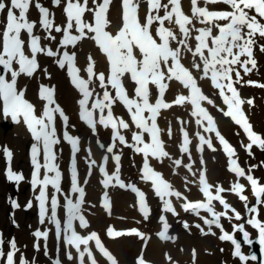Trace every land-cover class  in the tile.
Returning a JSON list of instances; mask_svg holds the SVG:
<instances>
[{"label":"snow or ice","instance_id":"snow-or-ice-1","mask_svg":"<svg viewBox=\"0 0 264 264\" xmlns=\"http://www.w3.org/2000/svg\"><path fill=\"white\" fill-rule=\"evenodd\" d=\"M62 0H54L57 6L61 5ZM33 0H0V13H6V22L0 37H2V47H0V65L3 66L5 73H10L11 79H6L5 75H0V99L3 101V112L10 115L11 119L17 123L23 121L31 133L35 143L31 146L32 164L34 165L32 184L40 186L39 201L41 223L44 222L48 214L46 189L52 185L57 192L60 191L61 173L56 164V152L54 146L60 141L56 136V128L54 125L55 113L59 112L64 121L67 122L68 117L64 115L59 105L55 104L54 89L41 86L39 96L47 102L42 115H36L34 106L24 99V91L17 89V78L22 74L28 77L39 68L37 54L44 53L49 57L57 56L58 53L51 48L41 45V37L34 34L35 22H30L27 17ZM190 0V15L186 14L181 5V0H145L143 5L144 15L141 16V0H120V23L113 34L109 31V11L113 5V0H92L90 6L89 0H66L64 12L67 21L66 28H54V22L50 19V11L37 3L35 7L40 13V26L49 33L48 38L55 40L56 37L51 35L53 29L56 32H63V38L59 41L62 48L69 45L76 46L79 41L85 38L95 42L98 48L106 56V60L110 66V74L106 78L104 73L98 74L99 84L104 88L103 99L96 101L89 108V99L93 96V92L89 90V83L97 73L94 70L95 62L92 57H88V67L86 69L88 79H84L79 74V69L75 66V53L63 52V58L58 59L57 63L61 68L68 66V71L72 79L73 85L82 93L83 98L79 100L81 106L80 117L92 128L95 129L97 124L103 125L105 128L112 130L113 144L107 148L108 153H113V149L118 141L120 144H127L125 136L121 134L120 129H129L130 125L123 119L113 116L112 105L117 101L122 102L131 114V121L134 123L137 132L132 135L133 144H128L129 148H134L137 153H142L143 176L145 181H152L156 195L164 200V210L176 215L170 200L165 197L175 196L181 197L178 191H172L171 185L168 184L159 173L155 172L149 164V158L154 157L162 160L168 157L165 151L163 141L160 138L161 129L157 124V117L161 115L162 109H170L173 105L190 104L193 108L192 115L197 117L196 123L205 128L206 132H216L223 150L230 160V170L238 177H244L245 171L238 165L237 159H234L235 150L232 146L216 131L214 127V119L208 113L207 109L202 106V102L207 101L212 104L213 101L204 95L198 87L197 79L192 71L185 67L181 62V50L191 53L194 59L192 68L202 71L201 79L209 78L213 86L219 90V95L223 98V102L227 105V111L221 109L224 115L230 117L235 124L241 126L246 133L250 143L246 145L249 152L253 145L264 150V138L252 130V125L245 116L242 105L246 101L242 100L234 86L233 74L242 80L239 69L244 73H250L257 66L254 58L253 48L256 40L264 39V23L260 18H264V0ZM223 4L229 6L230 10H210L209 5ZM19 10V14L15 10ZM254 12L255 14H251ZM89 14L92 22H88L85 14ZM163 13V14H162ZM199 22L202 27H196L195 22ZM166 22L177 27L174 31L170 27H166ZM75 29L78 34H72ZM213 29L217 30L214 34ZM194 30V31H193ZM22 31H26L30 38V54L25 52V40L22 39ZM195 32V34H194ZM194 39L195 43L189 46V40ZM175 43V46H173ZM260 51L264 52V45H260ZM243 57V59H242ZM198 59L202 63L195 62ZM14 64L18 65V70L14 69ZM129 77L135 83V98H130L123 79ZM107 80V83L105 81ZM169 81H178L185 89L189 90V95H179L172 102H166L165 92L168 90ZM253 84V81H246ZM108 85L115 90L113 96L108 90ZM155 86L157 90L155 102H150V88ZM264 88V84L257 85ZM247 103L251 104L249 100ZM99 109L103 114L107 109L106 117L101 115L97 121L94 118V110ZM148 113V116H145ZM145 134L150 137L149 142H145ZM171 134L169 130V135ZM199 137L200 150L203 151L204 146L215 151L210 139L204 135L197 133ZM64 139L71 145L73 160L71 173V191L77 193L79 199L73 202L67 199L68 219L66 228L63 229L68 245L73 246L79 255L80 264H84V257L90 259V264H98L97 257L93 255L90 242H94L95 248L102 255L107 264H118L116 258L104 246L101 238L96 232H91L87 236H81L77 233L73 226V221L78 220L82 228L88 227V222L82 214V205L84 203L85 191L81 187L76 168L75 154L79 151V140L67 132ZM189 135L185 131L183 134V143L181 150L189 153ZM41 146L44 153V164L39 162V154ZM103 147V145H101ZM9 160L12 158V152L5 150ZM117 162L116 172L109 175L104 167L100 168V172L104 174L103 184L105 187L112 185L113 180L121 188H131L139 197V210L143 214V218L149 217V209L145 200V194L139 191L134 185H126L119 177V161L120 155L114 156ZM107 161L108 157L105 156ZM175 165H181V160L174 161ZM96 161L92 160L91 165H95ZM45 168L47 173H55L54 175H45L40 179L41 168ZM191 170V165H186ZM7 179L19 182L23 179L22 174L13 172L10 168L7 172ZM246 179L250 182L252 192L258 204L264 203L261 198L264 197V185H259L258 180L252 175H247ZM201 191L207 198L206 201L186 202L182 205L184 211L194 213L200 216V210L203 209L207 213H211L212 218H203L204 224L211 226L216 225L222 231L219 239L222 241H230L235 245L234 255L240 260L247 262L249 259L256 260V256L243 255L241 252V244L238 243L232 234L225 231L220 224L222 216L227 215L226 212H217L214 208L213 201H218L225 209H229L230 205L221 196L220 193L225 189L218 187L215 194L212 191V185L207 183L206 177L202 174L199 177ZM231 192L237 194L241 201H245L247 207L248 198L243 195L244 186L239 182L234 183ZM187 199L186 197L184 198ZM18 206V205H16ZM58 201L55 197L51 200V221L56 225L57 235L61 231V222L56 218V208ZM31 207V204H28ZM103 207L110 213L111 202L107 193L104 195ZM237 220L241 219V214L234 208ZM250 213H256L257 208H248ZM163 221V230L158 233L159 237L164 240L173 239L168 235V224L164 216L160 217ZM231 219V217H229ZM247 223L253 225L259 230V241L264 245V223L253 217L247 220ZM185 229L190 225L185 222ZM200 228V224L196 225ZM236 227L243 229L244 225L239 224ZM203 232V229H201ZM207 234V233H205ZM215 235V233H212ZM36 237L47 239L48 233L36 231ZM107 236L113 239L124 236H137L141 240L147 239L144 233L133 228L127 231L107 229ZM244 238L248 243H252L249 233L244 231ZM3 239L0 237V258H5L6 264H17L15 256L18 251L15 240L10 241L11 250L6 254L3 251ZM85 246L81 250V246ZM38 247V246H37ZM68 259H72V253L68 252ZM20 264H28L27 260L22 259ZM55 264H60L57 260ZM138 264H146L141 257Z\"/></svg>","mask_w":264,"mask_h":264},{"label":"rangeland","instance_id":"rangeland-1","mask_svg":"<svg viewBox=\"0 0 264 264\" xmlns=\"http://www.w3.org/2000/svg\"><path fill=\"white\" fill-rule=\"evenodd\" d=\"M51 2V0H33L32 5L30 6L29 12L30 14L33 10L37 9L35 5L37 3L41 4L42 6H45L46 3ZM90 4V3H89ZM120 0L114 1V6L119 7ZM51 6V5H49ZM66 6V0H62L60 9L61 11L56 15V18L58 21L54 23L55 27H60L61 29L63 26L66 27V13L64 12V7ZM90 6H94L91 5ZM29 18V16H27ZM4 21H6V15L3 17ZM62 19L65 21V24H62ZM30 20V19H29ZM87 20L88 22H91V18L89 14H87ZM264 23V22H261ZM76 32V30L74 29ZM53 34L60 38V40L54 42V40L49 39L47 35V40L44 41L46 48L49 44L52 46L56 45V52L58 53L57 56H52L45 58L44 53H39L38 58L42 63L43 71H40L33 75L29 80H26L30 84L26 85L27 89H29V93L33 96V98L38 101L40 97L38 96V90L41 86V83L39 82L38 78L45 74L46 76H49L50 79H52L55 83V87L58 90V92L61 93V88L64 83V79L61 81L56 80V76L59 77L60 75H57L52 71L51 69H54L55 65V59L54 57H58L59 55H63L62 47L60 46L59 41L63 38V32H56L53 29ZM52 34V35H53ZM44 37V36H43ZM1 39V37H0ZM50 41H52L50 43ZM260 45H264L263 39H257L256 45L253 48L254 58H259L260 54H262V58L264 60V52L260 51ZM53 50V48L51 47ZM91 51V48L88 44L87 38L81 41V45L74 46L72 50H69L68 52L75 53V57H82L85 53H88ZM243 59V57H242ZM192 64L194 62V59L191 60ZM197 63H202L200 61H195ZM241 73L242 80H239L235 74H233V77L238 81L239 86L242 89L250 88L248 91L252 92V95L254 98H259L264 95V88H261L257 85L264 84L263 78H264V66L260 63H257V66L255 69H253L250 73H244L242 69H239ZM195 75L198 77L202 76V71H199L196 69ZM55 77V78H54ZM108 77V76H107ZM106 77V78H107ZM256 77H259L260 79H256ZM209 78H204L202 82H208ZM246 81H253L255 83L248 84ZM107 83V80L105 81ZM42 85H44L42 83ZM204 85H202L203 87ZM44 87V86H43ZM104 88L101 86H98L95 92H93V96H99L104 92ZM107 90L114 96L115 90L111 88L110 85H108ZM259 91V92H258ZM214 93L210 95L211 98L215 99ZM135 96V93H134ZM80 97V95H79ZM89 103H92V100H89ZM215 106L214 109L218 113V115L221 117L223 121L226 119L222 117L221 115V109L222 106L220 103L215 100ZM119 106V101L114 103L113 108H116ZM262 106H264V101L262 103ZM254 114H257L253 111ZM188 114L185 110L181 109L177 112L172 113L171 120L175 124L174 131H176L174 134H178L177 137H174L173 135V128L170 126L169 130L171 132L170 134V141H172L173 144L179 147V151L177 152V156L174 159H180L181 165L177 166L175 163H170V159L167 161L166 169H182V168H188L186 165H189V157L191 156V153H184L181 150L180 145V131L182 130L183 123L186 122V118L183 117V115ZM101 115L106 116V111L102 114L99 109L94 110V118L98 120ZM257 124H259L258 133L259 135L264 138V109L261 115V121L258 120ZM135 126V125H134ZM224 127V126H223ZM3 128V127H2ZM136 128V127H135ZM5 129V128H3ZM0 128V147L9 145L11 143V146L9 147L10 151L12 152V158L15 160V165L13 166L14 171L18 174L23 175V179L19 182L10 181L5 177H2V173L5 170H9L6 164L0 165V237H2L4 243H3V249L7 250L10 248V241L14 239V237L18 241L17 249L19 250V255L24 260L28 261V264H55L57 260L60 261V264H77L75 260H68V255L64 253L63 250V240L61 236L59 238H56V242L58 243V247L56 249H48L47 246L43 245V238L36 237L35 232L41 231L44 232V228L42 226L39 227H31L32 224L36 221V216H38V207L32 205L31 199L25 198V193H28L30 191V188L32 187L31 183L32 180L30 179L31 176V167L32 163L29 159H27L31 147V141L26 140L24 143V147L21 149L23 144H21L19 139H22L21 136H15L12 132H10V129L3 130ZM69 130L72 134H76L75 138L83 139V141L87 144L89 147V156L84 157L83 161L86 162V167L81 168L79 174V180L82 185H86V192L87 197L85 201V208L87 210L86 216L89 215L91 220L93 221L92 228L93 229H100L105 228L108 229V223H115V225H119L122 228H128L127 230H130V227L140 225L142 228H145L147 232H145V235L147 239L140 240V243L142 242H148L146 243L145 247L141 248V253L143 251L144 254L149 256L152 259H155L160 264H169V261L167 260L166 255L167 254H173L175 255V258H179L182 260H179V262H185L188 263L190 261H194V259L191 258V251L188 247L187 242H194L196 245L193 246L198 249L199 253L201 251V248L203 246H198L197 244L205 243V242H212L211 247L206 246L207 250H210L211 248H217L219 249V253L224 251L223 258L226 262V264H255L256 260L249 259L247 262L240 260L238 257H233V251H232V244L230 241L226 242H220L217 241L216 238L220 236L218 235H212L209 232V226H204L203 219H198L194 217L192 214H185L179 204L175 206L176 215H173L171 212L167 213L164 210V200H162L159 196L154 197L150 196V198L146 197V203L149 209V217L147 219L143 218V214L138 211L137 209V200L133 196L132 192H130V188L125 187L121 188L116 183L113 186H109L108 188H103L102 186H99V184L102 183V177L100 175V168L103 167L102 162L105 161L104 157H108V162L111 168H115L117 165V162L114 159L115 155H120V161L121 164L119 167H121L122 176L119 175L120 180L123 181L126 185H134L136 188L139 185V177L141 175V172L143 171V164L142 161H140L137 157V159L133 158V155H136L134 148H129L128 144H133L132 141L129 139L126 140L127 144L123 146V150L125 152L124 155L122 154H116V150H113V153H108L107 148L111 147V144L109 143V135L102 134L100 132V129L98 125L95 129H92L89 125H86L84 120L81 119L80 113H78L74 118H70L69 121L65 124L62 130L57 129V133L65 132L66 130ZM111 141V140H110ZM10 142V143H9ZM101 144L103 147H101ZM21 149V154L23 158L21 161H19V158L17 160L16 155H19V150ZM61 149L64 151V154H66L68 151H65L63 147ZM247 150V151H246ZM246 150H239L240 156H241V164L240 167L244 169L245 176L244 177H238L235 173H233L231 170H226L224 168L220 169L219 176H217V179H214L215 181H224L227 184H234L239 182L240 184H246V176L252 175V176H258L261 180H264V150L260 149L258 146L253 145L251 152ZM208 152L203 148V151L200 150V146H195V152L193 154V157L195 160H198L202 155L207 154ZM19 156V157H20ZM92 156V157H91ZM131 156V158L128 159V157ZM91 157L92 159H90ZM1 159L7 160V155L5 151H2V154L0 156ZM95 160L96 164L91 165V161ZM5 162V161H4ZM132 166L134 171H126L125 168L128 166ZM17 166V167H15ZM189 169V168H188ZM137 172V173H136ZM136 173V174H135ZM185 173V172H184ZM186 174V173H185ZM137 180V182H136ZM236 180V181H234ZM65 190L71 189V181H64L63 182ZM226 191H231V187L224 188ZM144 191V189H142ZM181 191H184L182 189ZM107 193L108 197L110 198L111 202V211L105 212L104 207L100 208L98 211L95 209V207L92 205L93 202L97 201L101 203L102 201L98 200V196L102 197L104 200V195ZM19 197V203H16V199ZM175 196H172L170 200L173 202L175 201ZM74 199H77V193ZM131 202L132 211L123 212L119 210L120 204L123 202V205L129 204ZM31 204V207H29V210H25V208L28 206V204ZM18 205V206H16ZM122 205V206H123ZM251 205H255V202L253 199L249 200L247 202V207L244 203L243 211L241 212V219L237 220L236 218L231 217V219L228 220L226 223V226H232L234 227L233 231L229 234H232L236 238L240 236L239 228L236 227L239 224H243L245 228L249 230L250 224L247 223V220L251 218L252 213L244 212L245 209L248 211V208H250ZM126 207V206H124ZM36 208V209H35ZM92 208V209H90ZM164 216L170 226H173L172 228V235L171 237L173 239L171 240H161L156 236V230H159L161 228V225L163 224V221H161L160 217ZM208 216V215H207ZM51 216H49L50 218ZM227 215L222 216L221 220L226 218ZM22 220L23 223V229H19L18 231H15V225L16 221L20 222ZM187 222L190 227L188 229H185L183 227V224ZM79 223V222H78ZM200 224V228H197L196 225ZM19 228H21L19 226ZM62 228H66V220L63 222ZM217 226H211V231L218 229ZM201 229H203V232H201ZM28 230L29 235L27 233L24 234V232ZM200 231V232H199ZM217 233L219 230H216ZM250 231V230H249ZM207 233V234H205ZM257 235H250V238H255ZM33 239V240H32ZM38 240V243L35 242V240ZM108 239V238H106ZM137 240V239H135ZM134 240V241H135ZM122 241V240H121ZM125 241V240H124ZM109 242V241H108ZM213 243L218 244L216 247H213ZM110 248L116 247V251L114 253L109 248L108 250L112 253V255L116 258L118 264H131L135 262V259L137 258V253L140 251V248L137 247V243L134 242L133 244L129 239L126 240L120 245L119 243H114ZM120 245V246H119ZM38 246V247H37ZM107 246V245H106ZM229 250V253L226 252V250ZM99 254V251L95 252V254ZM243 254L248 256V248L245 247L243 249ZM61 256V257H60ZM101 257L100 260H98L99 264L104 263L103 256L99 254ZM222 255L220 254V257ZM75 258V257H74ZM73 258V259H74ZM197 262H206V256L204 253L199 254V259L197 258ZM222 263V260H220ZM0 264H6V262L2 259H0ZM223 264V263H222Z\"/></svg>","mask_w":264,"mask_h":264},{"label":"bare ground","instance_id":"bare-ground-1","mask_svg":"<svg viewBox=\"0 0 264 264\" xmlns=\"http://www.w3.org/2000/svg\"><path fill=\"white\" fill-rule=\"evenodd\" d=\"M201 6H203V4H202V0H201ZM208 7H210V5L208 6ZM35 16H37L38 15V12L37 13H33ZM111 14H112V11H111ZM251 14H255L254 12H250V15ZM39 19H40V17H39ZM258 19H262L263 20V18H260V17H258ZM119 23H120V19H119V21H118V23L116 22V23H114V22H112L111 21V23L109 24V25H112L113 24V26L116 28V30H118L117 29V25H119ZM4 25L5 24H3V23H1V25H0V32L1 31H3V27H4ZM170 27H172V25L170 24ZM174 30V29H173ZM34 31H35V29H34ZM113 33H115V31L113 32ZM217 32H214V34H216ZM21 37H22V39H24L25 40V52H26V54H30V47H29V45L27 44V42H26V40H28L29 39V37L27 36V33H24V32H22V34H21ZM90 43H91V48H92V50H93V55L91 56L92 57V60L95 62V66H94V70H95V72L97 73V76H94L93 78H92V80H91V82L89 83V90L91 91V90H93L94 89V87H95V85L97 84V83H99V80H98V74H99V69H100V66L103 68V72H101V73H104L105 74V76L107 77L108 76V74H107V67H108V65H109V63L107 62V60H106V56H105V54H103L102 52H101V50L94 44V41H90ZM0 47H2V45L0 46ZM88 63H89V61H88V57H83L81 60H80V63L77 65L76 63H75V66L79 69V74H80V76L81 77H83L84 79H88V74H87V71H86V69H87V67H88ZM56 66H57V69L60 71V72H62V73H64V77H65V80H66V83L68 84V86H69V89H68V93H67V95L66 96H63V98H62V100H61V103H62V105H63V107L61 108L60 107V109L63 111V113H64V115H66L67 117L69 116V115H71V114H76V109L80 106V104H79V98H76V96H77V94H78V92H77V88L73 85V83H72V79H71V76H70V74H69V71H68V66L67 65H65V67L64 68H61L60 66H59V64H56ZM40 68V67H39ZM4 69V68H3ZM14 69H16V70H18V65H15L14 64ZM5 71V70H4ZM22 77L26 80L27 78H29V77H27L26 75H23L22 74ZM22 78V79H23ZM6 79H11V76H10V73H6ZM123 80H125V81H127V80H129L130 82H132L131 80H130V78L129 77H127V76H125V78L123 79ZM233 81H234V86H235V80H234V78H233ZM44 84L46 85V87L48 86L47 85V80H46V78H44ZM172 83H176V85H177V90H180V89H183V85H181L178 81H169L168 82V84H171L172 85ZM20 85H24V83H22L21 82V80H20V78L18 79L17 78V89H19V86ZM132 85L133 86H135V83L133 82L132 83ZM62 87H64V85H62ZM132 87V86H131ZM212 87L214 88V86L212 85ZM236 87V86H235ZM49 88V87H48ZM149 88H150V102H152V103H154L155 102V99H156V94H157V90H156V88H155V86H153V85H150L149 86ZM172 89H174V87H171ZM201 89V88H200ZM240 89V88H239ZM201 91H202V93L204 94V95H206L205 94V92H204V90L203 89H201ZM259 92V91H258ZM238 93H239V96H240V98L242 99V100H244V101H246V103H244L243 105H242V109H243V112L245 113V112H247V115L249 116H252V118H253V120L255 121V118H257V119H259L260 121H261V115H262V109L264 108V106H262V103H263V101H264V95H262V97H260L259 96V98H254L253 97V95H251L250 93L248 94L246 91H243V93L240 91V90H238ZM179 95H183L182 93H180V92H177L176 91V93H175V91H170L169 89L165 92V100H166V102H172L177 96H179ZM187 96V95H186ZM249 100H251L252 101V103L251 104H249V103H247V101H249ZM47 106V102L46 101H44V100H42L41 99V106H40V109H41V112H43L44 111V109H45V107ZM177 106H179V105H173V107L172 108H170V109H162L161 110V115L160 116H158L157 117V124H158V127L161 129V132H164V127L165 126H167V123L168 122H165V123H162V122H160L159 120H164L166 117H168V114L169 113H171L172 111H177V109H178V107ZM52 107H54L53 105H52ZM182 108H187L188 110H189V112H190V114L188 115L189 117H190V119H191V121H192V123H193V125H194V128L191 130V131H189L188 130V135H189V140L190 141H192V140H194L197 144H199V137L197 136V133L199 132L201 135H205L206 137H207V139H210V140H212V138H211V136H210V132H206L205 131V129H203L202 128V126L201 125H197V123H196V119H197V117H195V116H193L192 115V111H193V108H192V106L190 105V104H185V105H183L182 106ZM250 110L251 111H254L255 113H257L256 114V117H254L251 113H250ZM224 111H227V105L225 106V109H224ZM59 113V112H58ZM128 113V112H127ZM250 113V114H249ZM129 114V113H128ZM77 115V114H76ZM149 114L148 113H145V116H148ZM61 118V122H64V119H63V117L62 116H60V114H59V116H58V118ZM117 117H122L123 119H124V121L125 122H128V120H126L125 119V116H122V115H117ZM116 117V118H117ZM0 118H2V119H4V121L3 122H5V124H6V128L5 129H3L2 128V126L0 127L1 129H3V130H7V129H10V132H12L15 136H17V135H19V136H21L22 137V139H19L20 140V142H21V144H23L24 145V143H25V141L28 139V140H31L33 143H35V141H34V139H33V137L31 136V133L28 131V129H27V126L23 123V121L21 120V122H19V123H17V122H15V121H13L12 119H11V117H10V115H5L4 114V112H3V101H1V104H0ZM226 119V118H225ZM228 119H229V121L230 122H232L233 124H231L227 119L225 120V121H221V123H220V125H225L226 126V130L228 131V133L230 134V135H235V134H237V132H236V126H237V124H235V122L230 118V117H228ZM251 119V118H250ZM252 120V121H253ZM57 121H58V119H56V117H55V123H54V125L57 123ZM129 123V125H130V121L128 122ZM254 123V122H253ZM169 124V123H168ZM99 127L101 128V130H100V132L102 133V134H105V135H109V137L111 136L112 137V130L110 129V128H105L103 125L101 126V125H99ZM130 129V128H129ZM129 129H120V132H121V134L122 135H124L125 136V138H127V139H129V140H132V135H133V133L131 134V133H129ZM255 131V130H254ZM137 132V131H136ZM192 132V133H191ZM126 133H129V136H127L126 135ZM18 137V136H17ZM19 138V137H18ZM247 138V137H246ZM248 141H249V139L247 138V140L244 138V140H239L238 141V144L239 145H241V147H246V145H247V143H248ZM10 143V142H9ZM113 144V143H112ZM10 145H11V143H10ZM115 146H118V141L116 142V145ZM215 148H216V150H217V152L220 154H218V155H208V157L204 160V161H200V164L198 165V167L200 166V165H205L204 167H209V170H210V172L211 173H213L214 171H215V169L216 168H223L224 166H225V162H226V158L228 157L227 156V154L224 152V150H223V148L222 147H220V146H215ZM233 148V147H232ZM234 149V148H233ZM54 150H55V152H56V149H55V146H54ZM235 150V149H234ZM79 151H80V157H78L76 154H75V160H76V168H77V172H78V170H79V168L80 167H82L84 164H85V162L83 161V158L86 156L85 154H87V152H86V149H85V144H83L82 142H80V144H79ZM165 151H167L166 150V148H165ZM70 154H71V159H69V157H68V159L69 160H66L65 158H64V154L62 153V152H60V153H57L56 152V164H57V166H58V168H59V171H60V173H61V180H60V191L59 192H57L56 191V189L52 186V185H49L48 186V188L45 190L46 191V195H47V209H48V214H47V216L50 214V208H49V206L51 205V200H52V198L53 197H55L56 199H57V201H58V203H61V200H63L62 201V203L63 202H65V208L67 209V199H72L73 200V202H76V200L77 199H74V197H75V195L73 196V193L71 192V191H67V194H65L63 191H62V189H61V187H62V185H61V183H62V181L65 179V178H68V176L70 175L71 176V173H72V160H73V153H72V149H69V151H68ZM136 152V151H135ZM68 153V156H70V154ZM117 153H122V155H124L125 154V152H124V150L120 147V148H118L117 149ZM236 153V152H235ZM19 156L20 155H16V158H17V160H18V158H19ZM83 156V158L81 159V157ZM137 157H138V159L140 160V161H142V162H144V157H143V154L142 153H137L136 152V155H133V158L134 159H137ZM129 158H131V156H129L128 157V159ZM38 159H39V162L43 165L44 164V153H43V148H42V146H41V151H40V154H39V157H38ZM156 160V158H154V157H150L149 158V164H150V166H154V165H160V163H158V162H156L155 161ZM15 160H12V165L14 166L15 164ZM4 164V162L2 161V160H0V165H3ZM13 166H11L10 167V169L13 171ZM192 166V165H191ZM203 167V166H202ZM227 168L228 169H230V165H228L227 166ZM125 170L126 171H129V172H131V171H134V169L132 168V166L130 165V166H128V167H126L125 168ZM33 171H34V165H32V167H31V176H30V178L32 179V177H33ZM122 169H120L119 170V172H121L122 173ZM205 170L203 169L202 171H201V173L200 172H197L196 173V170L194 169V166H192V171L191 170H188V172L190 173V174H192V180H194V185L195 186H200V190H199V192L197 193H189L187 196H183V197H180V198H177V199H181L182 200V203L184 204V203H186V202H191V201H195V202H197V201H206V197L203 195V193H202V191H201V185H200V183H199V177H200V175H202L203 174V172H204ZM7 172H8V170H5L3 173H2V177H5V178H7ZM116 172V171H115ZM114 172V173H115ZM137 173V172H136ZM135 173V174H136ZM194 173V174H193ZM54 175L55 173H47V171H46V169L45 168H41V171H40V179H43V177L45 176V175ZM187 176V175H186ZM186 176H184V177H181V180H182V182H183V184H182V188H184V183H185V177ZM161 177L168 183V184H170L171 185V189H172V191H179V186L181 185L179 182H178V177L177 178H174L173 179V176H170V178H169V175H168V178H167V176L165 175V174H163V172H162V175H161ZM115 181V180H114ZM136 182H137V180H136ZM141 184L142 185H147V187L149 188V187H151V189L153 190V195H155L156 194V192H155V188L153 187V184H152V181H145V180H141ZM140 184V185H141ZM211 185H212V183H211ZM260 185H264V184H262V183H260ZM39 191H40V186H34L30 191H29V193H26L27 195L25 196V198L26 199H31L32 200V203L34 204V205H39V201L37 200V197H38V195H39ZM212 191L214 192V194H215V189L212 187ZM221 195H222V193H220ZM243 195H245L247 198H255L254 197V195H253V192L251 191V187H250V191H249V193L247 194V193H242ZM78 197H79V195H78ZM172 197V196H171ZM171 197H165V199H168V200H170V198ZM185 197H191V199L192 200H190V201H187V200H185L184 198ZM67 198V199H66ZM225 199V198H224ZM226 200V202L230 205V208L229 209H225L224 207H223V205L222 204H220L218 201H213L212 203H213V205H214V207H219L221 210H224V211H227V212H229L231 215L230 216H228V217H226V218H224L223 219V226L224 225H226V223L228 222V220H229V217H232L233 218V220H234V218H235V212H233L231 209L232 208H234L233 207V205H235V203H238V204H244L245 203V201H241L240 199H239V196L237 195V194H235V193H233L232 192V195L231 196H229L228 198H226L225 199ZM138 201H139V198H138ZM184 201V202H183ZM131 202L132 201H130L129 203L131 204ZM232 203H234L233 205H231ZM84 204V203H83ZM130 204H125V205H123V202L120 204V206H122L121 208H120V210H122V211H124V212H126V210L127 211H132V207L130 208ZM263 203H260V204H256L255 205V208H257V212H256V214L258 215V217H255V216H251V218H253V217H255V218H257V219H259V214L260 213H262L263 214V216H264V211H263V205H262ZM84 205H82V214H83V212H85V209H84V207H83ZM124 206H126V207H124ZM99 209V208H98ZM58 210H60V209H58ZM58 210H56V218L57 219H59L60 220V222H61V218H62V216H63V214H59V212H58ZM260 220V219H259ZM263 223V222H262ZM74 224H76V220L75 221H73V226H74ZM162 228H163V225L161 226ZM81 229H83L82 227H80ZM111 228V227H110ZM87 230H88V228H87ZM219 230V229H218ZM250 231L252 232V235H258L259 234V230L258 229H256L253 225H251V228H250ZM69 233H67L66 234V236L68 235ZM220 235H222V233H220ZM65 236V237H66ZM136 238V236H124V237H120V238H116V239H113V238H110V243H109V246L111 247V246H115V245H113L114 243H119L120 242V245L123 243V245H124V242H126V240L127 239H129L130 241H132V240H134ZM138 238V237H137ZM217 239V241H219V243L220 242H225V241H222V240H220L219 239V237L218 238H216ZM122 240V241H121ZM125 240V241H124ZM49 244H50V248L51 249H53L54 248V244H55V239L53 238V237H49V239H48V241H47ZM133 242V241H132ZM103 244H104V242H102ZM134 243V242H133ZM188 243V247H191V248H193V246H195L196 244L194 243V242H187ZM119 245V246H120ZM198 246H203L202 248H201V251H200V253L199 254H201V253H204L205 254V256H206V264H222V263H224L225 262V260H224V258H223V253H224V251H222V252H220L219 253V249H217V248H211L210 250H207V248H206V246H210L211 247V245H212V242H205V243H201V244H197ZM218 244H216V243H213V247H216ZM122 246V245H121ZM3 247V246H2ZM64 252L66 253V254H68V252H71L72 253V257L73 256H78V258H79V255H78V252H77V250L73 247V246H70V245H68L67 244V242H66V238H65V241H64ZM85 246H81V250H83V248H84ZM89 248H91V250H92V248H95V245H94V242H90V244H89V246H88ZM107 248V247H106ZM111 250H112V252L114 253V251H116V247H113V248H110ZM11 250V248H9V249H7V250H4L3 249V251L5 252V254L8 252V251H10ZM220 254L222 255L221 257H220ZM61 257V256H60ZM198 258H199V255H198ZM15 259H16V262H17V264H20V261L23 259V258H21L20 257V255H19V251H17L16 252V256H15ZM80 260V259H79ZM84 260H87V262L90 264V259H89V257L87 256V254L85 255V257H84ZM220 260H222V263H221V261ZM4 261H6L5 260V258H4ZM77 264H80V262L79 261H77ZM104 264H107V262L105 261V259H104ZM136 264H138V262L136 263Z\"/></svg>","mask_w":264,"mask_h":264}]
</instances>
